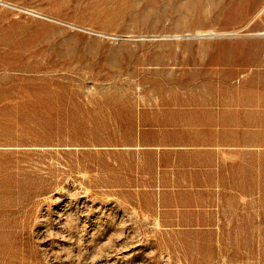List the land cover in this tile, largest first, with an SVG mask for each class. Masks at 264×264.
Returning <instances> with one entry per match:
<instances>
[{
  "label": "rangeland",
  "instance_id": "1",
  "mask_svg": "<svg viewBox=\"0 0 264 264\" xmlns=\"http://www.w3.org/2000/svg\"><path fill=\"white\" fill-rule=\"evenodd\" d=\"M0 264H264V0H0Z\"/></svg>",
  "mask_w": 264,
  "mask_h": 264
},
{
  "label": "bare ground",
  "instance_id": "2",
  "mask_svg": "<svg viewBox=\"0 0 264 264\" xmlns=\"http://www.w3.org/2000/svg\"><path fill=\"white\" fill-rule=\"evenodd\" d=\"M201 35H203L204 34V32L203 33H200ZM213 34V33H212ZM206 35V34H205ZM199 36V35H198Z\"/></svg>",
  "mask_w": 264,
  "mask_h": 264
}]
</instances>
